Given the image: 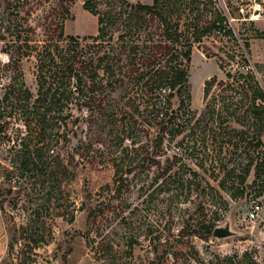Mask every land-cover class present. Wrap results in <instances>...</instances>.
I'll return each instance as SVG.
<instances>
[{
    "label": "rangeland",
    "instance_id": "obj_1",
    "mask_svg": "<svg viewBox=\"0 0 264 264\" xmlns=\"http://www.w3.org/2000/svg\"><path fill=\"white\" fill-rule=\"evenodd\" d=\"M141 1L151 4L153 0ZM212 2L207 5L208 18L213 7L228 17L243 53L263 84L264 0ZM84 3L85 0H0V126L7 123L2 137L13 142L26 133L21 103L15 98L17 93L8 101L5 98L22 82L34 98L37 96L38 52L46 44L55 43V25L64 22L66 36L83 38L98 34V16L85 10ZM20 33L23 38L29 36L34 48L29 57H21L25 48L16 41ZM246 43L250 45L249 51ZM233 45L218 34L195 45L188 84L191 109L198 115L205 107L207 81L217 77L218 82H225V72L240 67V57H235L224 63L225 72L220 68L219 56L225 57L224 51ZM218 82L212 94L219 90ZM121 95L118 93L115 101L134 116L140 130L146 118L138 112L133 114L134 109L129 106L124 108ZM122 114L125 113L120 114L121 125ZM77 116L79 121L74 125ZM98 118L96 107L75 110L65 128L58 107L50 109L49 161L61 155L74 173L62 185L46 178L37 183L36 179L26 180L13 166L12 143L0 139V189L5 192L0 196V213L6 228L0 264H208L241 257L245 252L254 253L259 262L264 261V174L254 179L255 170L251 172L247 183L252 190L246 198L237 191L242 168L247 166V152H251L246 143L241 144L239 151L226 145L229 150L217 152L210 147L209 138V148L205 149L203 129L193 138L186 130L177 140H167L158 164L142 174L127 176L128 181L122 184L114 177L116 164L123 168L120 174L143 165L147 154L141 148L147 150L151 137L143 133L136 137L135 145H131L132 138L117 145L110 136L100 142L90 128ZM201 121L203 126L211 122L208 117ZM210 125L215 128L214 123ZM262 139L264 142V135ZM128 146L131 153L126 155ZM205 160L209 162L202 165ZM6 169L14 172L11 179L5 180ZM9 190L12 193L7 194ZM254 205H259L261 211L252 220L248 213ZM203 222L216 227L230 223L236 235L223 240L189 236ZM10 230L15 231L13 248L9 246Z\"/></svg>",
    "mask_w": 264,
    "mask_h": 264
},
{
    "label": "trees",
    "instance_id": "obj_2",
    "mask_svg": "<svg viewBox=\"0 0 264 264\" xmlns=\"http://www.w3.org/2000/svg\"><path fill=\"white\" fill-rule=\"evenodd\" d=\"M204 1L207 0H153L151 4H145L141 0L136 3L128 0H85L84 9L98 16L96 36H66L64 22L55 25L52 29L55 43L53 46L46 44L44 50L38 52L37 96L34 98L22 82L5 98L8 101L17 93L15 98L21 103L20 109L25 117L26 133L18 136L17 141L2 137L7 123L0 126V139H8L12 143L10 149L15 152L13 166L19 174L26 180L36 179V183L46 178L57 181L59 185L73 177L71 165H66L61 155L53 162L49 161L48 114L51 108L58 107L61 124L68 128L75 110L79 112L96 107L99 118L92 122L90 128L98 141L105 142L104 137L110 136L117 145H124L132 138L131 145H135L136 137L143 133L151 137L147 150L141 148V152L146 151L147 154L143 165L134 170L129 168L127 174H120L123 168L116 164L114 177H118L119 183L125 184L127 176L142 174L146 168L158 164L167 140H177L186 130L190 131L191 137L196 136L203 129L205 149L209 148L208 138L210 147L217 152L229 150L226 145L239 151L242 143L251 149L250 153L247 152V166L242 168L237 188L240 197L249 196L252 188L249 190L247 181L251 172L255 170L254 179L264 174V83L259 82L251 68L228 17L213 7L208 18L207 5L213 2ZM216 34L234 43L224 51L225 57L219 56L221 70L225 72L224 63L235 57H240V67L225 72V82H218L217 77L207 81L205 107L198 115L191 109L192 96L188 84L193 49L203 38ZM22 38L20 33L16 40L25 48L21 57H29L34 48L29 36ZM245 48L249 51L250 45L246 43ZM217 82L219 90L212 94ZM118 93H122L121 101L125 100L124 108L129 106L134 109L133 114L138 112L146 118L140 124V130L136 128L134 116L115 101ZM67 111V116H64ZM121 111L125 113L121 116L124 120L122 125L119 122ZM207 117L215 128L210 124L203 126L201 120ZM77 121L78 116L73 124L77 125ZM64 138L69 139L67 136ZM128 148L130 146L124 151L126 155L131 153ZM207 162L205 160L202 165ZM13 173L6 169L5 180L11 179ZM221 185L225 190L224 183ZM92 192L93 188H90L89 199ZM10 193L12 190L7 192ZM4 194L0 189V196ZM93 215L94 212L90 214V220ZM215 227L214 223L203 222L194 227L189 236L208 240ZM14 232L10 230L8 233L11 248L14 247ZM216 261L208 264H264L252 252Z\"/></svg>",
    "mask_w": 264,
    "mask_h": 264
},
{
    "label": "water",
    "instance_id": "obj_3",
    "mask_svg": "<svg viewBox=\"0 0 264 264\" xmlns=\"http://www.w3.org/2000/svg\"><path fill=\"white\" fill-rule=\"evenodd\" d=\"M176 109H174L175 112ZM249 190L251 189V184H248ZM236 235V232H234L231 228L230 223H227L225 226H218L213 231V238H216L218 240L228 239Z\"/></svg>",
    "mask_w": 264,
    "mask_h": 264
},
{
    "label": "crops",
    "instance_id": "obj_4",
    "mask_svg": "<svg viewBox=\"0 0 264 264\" xmlns=\"http://www.w3.org/2000/svg\"><path fill=\"white\" fill-rule=\"evenodd\" d=\"M6 228L5 224L2 221L1 213H0V256L4 251L5 245H6Z\"/></svg>",
    "mask_w": 264,
    "mask_h": 264
},
{
    "label": "built area",
    "instance_id": "obj_5",
    "mask_svg": "<svg viewBox=\"0 0 264 264\" xmlns=\"http://www.w3.org/2000/svg\"><path fill=\"white\" fill-rule=\"evenodd\" d=\"M261 211V207L259 205H254L251 207L250 211H249V217L253 220L255 219L259 212Z\"/></svg>",
    "mask_w": 264,
    "mask_h": 264
}]
</instances>
